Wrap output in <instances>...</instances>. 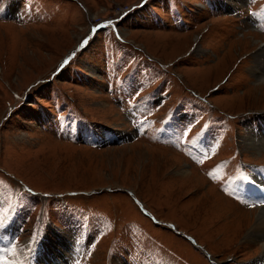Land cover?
Wrapping results in <instances>:
<instances>
[{"label":"rangeland","instance_id":"374dc122","mask_svg":"<svg viewBox=\"0 0 264 264\" xmlns=\"http://www.w3.org/2000/svg\"><path fill=\"white\" fill-rule=\"evenodd\" d=\"M263 55L264 0H0V264L264 263Z\"/></svg>","mask_w":264,"mask_h":264},{"label":"bare ground","instance_id":"6f19581e","mask_svg":"<svg viewBox=\"0 0 264 264\" xmlns=\"http://www.w3.org/2000/svg\"><path fill=\"white\" fill-rule=\"evenodd\" d=\"M234 1H239V0H234ZM234 1L230 0L232 5L234 4ZM131 13L132 12H129L128 14H131ZM251 19H253V18H251ZM92 25H94V24L92 23ZM99 30H102V29H99ZM99 30H97V31H99ZM117 30L119 32V27H117ZM94 31L97 33L96 30H94ZM260 54H263V53H258L257 56H259ZM262 58H264V55L262 56ZM256 62H257V66H258L260 63H258V60H256ZM257 66H254V68H253L256 72L257 78L258 79H261V78L264 79V67H262V73H259ZM253 133H256V132H253ZM202 140H203L202 137H200V139H199L200 145L202 144ZM242 187H243V191L248 194L250 191V188H248V186L244 183H243ZM255 214H256V217L254 218L255 222H254L251 230H249L248 233H246L247 234L246 238H249L251 240H254L256 238V234L259 231H261L262 234L264 235V209H262V208L259 209L258 212H256ZM13 227L14 226H13V220H12L11 215H8L6 217L5 221L0 222V235L2 236V240H4L5 242L8 241V238L11 235V231L13 230ZM66 235L69 236L70 234L66 233ZM69 238H71V237H67V240L65 238L61 239L60 243H59L60 247H58V248H55V247H57V243H54L52 248L46 247V245H44V246L41 245V247L38 248L37 251L34 250V253L30 256V259H31L30 264H65L69 260L71 255L74 253L75 246H76L73 239L71 238L69 240ZM262 239L264 242V238H262ZM263 246H264V243H263ZM262 264H264V263H262Z\"/></svg>","mask_w":264,"mask_h":264},{"label":"trees","instance_id":"16d2710c","mask_svg":"<svg viewBox=\"0 0 264 264\" xmlns=\"http://www.w3.org/2000/svg\"><path fill=\"white\" fill-rule=\"evenodd\" d=\"M154 107H159V106H157V105H155ZM172 114H173V112H172ZM210 122H211V119L209 120V125H210ZM208 128V127H207ZM217 138H219V135H217ZM217 138H216V140H217ZM22 183L26 186V187H29L31 190H35V191H38V192H41V193H43V194H51V195H53L52 194V192H50V191H40V190H37V189H35V188H33V187H31L27 182H24L23 180H22ZM25 192H27V193H29L30 194V192L29 191H26L25 190ZM128 192V191H127ZM55 194H57V195H62V196H65V195H68V196H74V195H80V194H84V196L86 195V192H82V193H80V192H78L77 190H73V191H65V192H57V193H55ZM91 194H92V192H91ZM128 194V196H129V193H127ZM89 195V194H88ZM132 199V198H131ZM139 201V200H138ZM132 202L134 203V205L136 206V207H138L137 205H136V201H134L133 199H132ZM149 209V208H148ZM150 210V209H149ZM140 213H142L144 216H146L154 225H157V226H163V223H157L155 220H154V218L155 217H157V218H159L156 214H154V213H152L153 214V216H150V215H148V214H146V213H144L143 211H142V209L140 208ZM151 211V210H150ZM152 212V211H151ZM156 215V216H155ZM160 220H161V218H159ZM164 221V220H163ZM164 222H169V223H172L173 225H174V228L175 229H172V228H169L168 226H166L165 225V228L167 229V230H169V231H171L172 233H174V234H176V235H179V236H181L183 239H185L192 247H194V248H196L197 250H198V252H200L201 254H202V256L205 258V254H204V252L201 250V248L200 247H202L203 245H201L200 243H198L196 240H195V238L191 235V237L193 238V240H194V242L196 243V245L189 239V238H187L186 237V235L184 234V233H186L185 231H182L181 229H179V228H177V226L173 223V222H170V221H164ZM179 231H182L183 233H180ZM188 234V233H187ZM190 235V234H189ZM188 236V235H187ZM204 247V246H203ZM207 257V256H206ZM208 258V257H207Z\"/></svg>","mask_w":264,"mask_h":264},{"label":"built area","instance_id":"2783aa9c","mask_svg":"<svg viewBox=\"0 0 264 264\" xmlns=\"http://www.w3.org/2000/svg\"><path fill=\"white\" fill-rule=\"evenodd\" d=\"M129 9H130V7H127V8H125V9H122L121 11H119V12H121V13H123V12H127V11H129ZM121 13H119V14H121ZM118 14V15H119ZM111 18H113V17H107V19H111ZM102 19H98L96 22H94V24H96V23H98L99 21H101Z\"/></svg>","mask_w":264,"mask_h":264},{"label":"crops","instance_id":"0c3cea01","mask_svg":"<svg viewBox=\"0 0 264 264\" xmlns=\"http://www.w3.org/2000/svg\"><path fill=\"white\" fill-rule=\"evenodd\" d=\"M119 15H117V16H115V18H117ZM120 17V19L123 17V15H120L119 16ZM101 29H106V28H104V27H101ZM90 31V30H89Z\"/></svg>","mask_w":264,"mask_h":264},{"label":"snow or ice","instance_id":"6c2138e0","mask_svg":"<svg viewBox=\"0 0 264 264\" xmlns=\"http://www.w3.org/2000/svg\"><path fill=\"white\" fill-rule=\"evenodd\" d=\"M199 162H201V163H202V161H199ZM250 206H254V205H250Z\"/></svg>","mask_w":264,"mask_h":264}]
</instances>
